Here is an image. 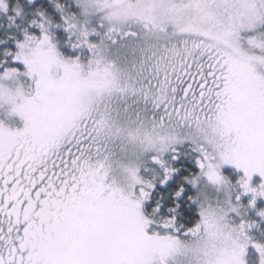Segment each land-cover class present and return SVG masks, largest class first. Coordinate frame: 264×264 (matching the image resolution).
Returning a JSON list of instances; mask_svg holds the SVG:
<instances>
[{
    "label": "snow or ice",
    "instance_id": "snow-or-ice-1",
    "mask_svg": "<svg viewBox=\"0 0 264 264\" xmlns=\"http://www.w3.org/2000/svg\"><path fill=\"white\" fill-rule=\"evenodd\" d=\"M0 264H264V0H0Z\"/></svg>",
    "mask_w": 264,
    "mask_h": 264
}]
</instances>
